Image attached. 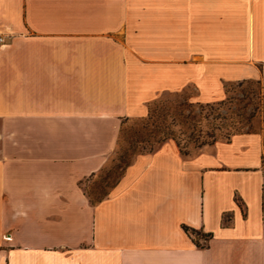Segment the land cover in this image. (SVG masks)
I'll return each mask as SVG.
<instances>
[{
    "label": "crops",
    "instance_id": "obj_1",
    "mask_svg": "<svg viewBox=\"0 0 264 264\" xmlns=\"http://www.w3.org/2000/svg\"><path fill=\"white\" fill-rule=\"evenodd\" d=\"M0 33V264H264V122L84 188L163 91L264 94V0H0Z\"/></svg>",
    "mask_w": 264,
    "mask_h": 264
},
{
    "label": "rangeland",
    "instance_id": "obj_2",
    "mask_svg": "<svg viewBox=\"0 0 264 264\" xmlns=\"http://www.w3.org/2000/svg\"><path fill=\"white\" fill-rule=\"evenodd\" d=\"M222 83L224 96L210 100L223 99L221 103L210 106L202 102V107L195 102L193 111H189L184 102L188 101V97L196 98L198 88L194 83L163 91L158 96L161 101L156 105L159 111L168 108L170 113L191 112L189 117L175 115L172 124L170 122L174 116L170 113L165 118L162 115L159 117L158 123L170 124L175 132L163 141L154 140V124L148 123L147 127H143L141 117H122L118 146L109 163L84 181L90 198L97 199L109 193L136 154L155 149L166 140L176 141L182 151L191 153L216 140L226 139L235 132L259 129L264 122V94L258 78H230L223 79ZM201 239L206 241L205 238Z\"/></svg>",
    "mask_w": 264,
    "mask_h": 264
},
{
    "label": "trees",
    "instance_id": "obj_3",
    "mask_svg": "<svg viewBox=\"0 0 264 264\" xmlns=\"http://www.w3.org/2000/svg\"><path fill=\"white\" fill-rule=\"evenodd\" d=\"M254 78V77H253ZM258 80L260 81V83L262 84V82H261V79H259L258 78ZM223 86H224V84H223ZM184 89V88H183ZM225 90V89H224ZM262 92H263V88H262ZM187 100L188 101H185L184 102V104H187L188 105V108H189V111H193V109H194V106H195V102L196 103H199L200 104V106H202L203 107V103L202 102H205L206 103V105H210V106H213V105H215V103H221L222 101H223V99H217V100H213V101H208V100H201V99H196V98H192V97H188L187 98ZM161 100H160V97H156V98H154V99H151L149 102H148V111H147V113L146 114H144V115H139V116H137V117H141V119H142V126L143 127H147V125H148V123H152V124H154L155 125V129L154 130H152V131H154V140L155 141H163V140H165V139H167V138H169V137H172L173 136V134H175V132H174V129L171 127V125L170 124H168V125H166V124H160V123H158L157 122V120L159 119V117L162 115L164 118L166 117V115L167 114H169L170 113V111L168 110V108L167 109H164V110H158V107L156 106L157 105V103H159ZM213 102V103H212ZM177 114H183L182 116H184V117H189V116H191V112L190 113H188V114H184L182 111L181 112H176V113H174V112H172L171 111V113H170V115L171 116H174L173 117V120L170 122L171 124L172 123H174L173 121H174V119H175V115H177ZM125 117H130V116H125ZM240 132V131H239ZM236 133V132H235ZM234 134V133H233ZM150 135H151V133H150ZM232 135V134H231ZM230 135V136H231ZM229 136V137H230ZM228 137V138H229ZM140 140H144V139H140ZM119 142V141H118ZM213 143V142H212ZM150 150H153V148H151ZM147 151H149V150H147ZM182 151V150H181ZM182 152H184V151H182ZM184 153H186V152H184ZM128 165V164H127ZM126 165V166H127ZM85 188V187H84ZM86 190V189H85ZM86 192H87V190H86ZM88 193V192H87ZM108 194V193H107ZM106 194V195H107ZM89 195V197H90V194H88ZM105 195V196H106ZM105 196H102V197H100V198H97V199H93V198H90L91 200H92V202H98V201H100L102 198H104ZM185 226V228L187 229V230H190L191 232H193V233H195V240H196V242H197V244H199V245H204L205 243H202L201 242V238H205L206 240L207 239H209V237H210V235H211V233H209V232H205V231H202L201 229H196V228H192V227H189L188 225H184Z\"/></svg>",
    "mask_w": 264,
    "mask_h": 264
},
{
    "label": "built area",
    "instance_id": "obj_4",
    "mask_svg": "<svg viewBox=\"0 0 264 264\" xmlns=\"http://www.w3.org/2000/svg\"><path fill=\"white\" fill-rule=\"evenodd\" d=\"M4 41H5V36L2 33H0V42H4Z\"/></svg>",
    "mask_w": 264,
    "mask_h": 264
}]
</instances>
